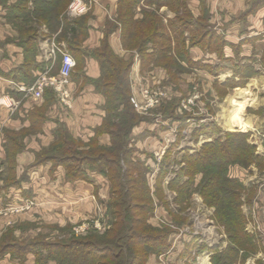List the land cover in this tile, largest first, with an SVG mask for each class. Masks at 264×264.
Segmentation results:
<instances>
[{
	"label": "trees",
	"instance_id": "trees-1",
	"mask_svg": "<svg viewBox=\"0 0 264 264\" xmlns=\"http://www.w3.org/2000/svg\"><path fill=\"white\" fill-rule=\"evenodd\" d=\"M71 1L17 0L8 5L6 1L0 0V5L6 10L5 20L17 32L14 41L22 48L24 55L23 63L13 71L14 78L25 83L32 82L29 70L36 66L39 41L54 38L57 43L64 42L73 54L76 60L73 73L75 78L81 76L86 54L98 61L100 77L88 81L95 85L105 99V116L95 131V137L83 144L87 149H81V141L72 138L65 130L48 149L42 153L36 152L33 164L50 162L52 169L62 165L69 179L89 181L88 170L103 174L110 185V197L106 203L107 215L110 217L108 228L103 233L73 235L66 241L45 242L32 249L34 264H147L150 256H159L170 248L173 230L165 225L152 226L148 223L154 209L153 194L162 190L163 173L160 170L156 174L157 183L152 194L147 174L151 172L152 166L145 158L132 157L135 146L130 143L131 132L143 117L135 112L129 100L128 74L131 61L120 59L106 41H102L98 49L89 53L81 49V41L88 36L89 15L67 17ZM138 1L119 0L117 21L123 46L140 53L143 67L149 63L161 65L169 71L170 77L167 79L172 81H175L172 68L180 71L185 69L181 62L195 64L217 74L222 68L220 64L209 66L194 63L188 54L189 47L198 46L216 52L221 60L225 58L222 49L227 42L209 26L207 11L194 18L186 0H145L146 4L156 8L167 6L175 10V17L168 18L165 23L156 11H150L144 12L143 18L135 19L133 8ZM28 3L32 6L29 7ZM263 3L264 0H255L253 7ZM261 62L264 65V51ZM233 67L234 73L240 74V79L235 81L229 78L224 84L215 80L213 84L218 90L243 86L253 73L249 65L243 66L238 62ZM191 89L189 86V91ZM182 95L186 96L182 93L180 98ZM177 104L173 100L172 105L175 107ZM170 113L167 112L172 115ZM183 114L179 118L180 124H184L191 116L187 112ZM36 119L41 122L43 117L39 115ZM210 128L219 134L220 129L216 123H209L201 124L194 136ZM102 133L108 134L109 145H99L96 137ZM6 137L4 164L10 179L9 182L6 180V185H17L14 184L13 172L17 165L16 155L23 149V145L12 132L6 131ZM179 138L178 134L166 151L165 158L169 157ZM183 162L184 167L180 168L176 179L167 183L169 189L177 191L174 197L176 214L170 213L172 221L182 223L183 220L179 221L177 214L188 207L186 199L190 195L186 194V189L190 182L194 183L198 178L195 188L203 204L213 208L212 219L223 229L228 239V245L222 249L209 248L210 264H245L247 258L262 246L258 236L246 230L248 221L242 209L243 204L251 199L252 191L238 177L231 176L229 170L232 166L247 168L252 163L264 166L255 147L248 141V133L226 131L192 152L188 148L184 152ZM180 176H187L188 179L182 182ZM199 238V235H192L190 243L193 244ZM190 243L186 244L184 254L189 253Z\"/></svg>",
	"mask_w": 264,
	"mask_h": 264
},
{
	"label": "crops",
	"instance_id": "crops-1",
	"mask_svg": "<svg viewBox=\"0 0 264 264\" xmlns=\"http://www.w3.org/2000/svg\"><path fill=\"white\" fill-rule=\"evenodd\" d=\"M82 1L85 2L86 9L80 15H89V30L88 36L80 43L81 49L89 53L92 50L98 49L102 41H106L115 55L120 59L131 61V68L128 74L130 95H134L138 100H142L141 90L144 88L161 92L162 96L167 95V91L165 90L166 85L162 83L164 79L170 77L169 71L165 67L153 63H149L143 67L140 53L135 49H128L123 46L120 25L117 21L119 0ZM254 3L255 0H186L188 10L194 18L199 17L204 11H207L209 26L217 34L222 35L223 39L227 42L222 49L225 58L221 60L216 52H211L208 48L189 47L188 54L192 62L209 66L220 64L222 68L214 75L207 69L198 67L195 64L189 65L181 62L185 68L183 71L175 68L171 69V72L175 73V81L171 83L174 86V88L171 87V96L177 93H180L179 96H181L182 91L178 92L176 89L181 76L189 78L188 84L194 82L191 79H201L197 83L200 82L201 84V93L207 94L209 93L211 78L212 81L217 80L219 84H224L229 78H234L237 81L240 79V74L234 73L235 67L233 66L238 62L243 66L249 65L253 73L247 78L245 84L251 80L250 87L248 89L244 88V84L243 86L233 87L231 90L229 87L226 89H229V94L232 93V90L236 89L240 90L243 88L246 90V94L242 99V104L244 105L242 120H246L247 123H244L242 129L235 130L248 133V141L255 147L256 154L264 162V137L262 136L264 134V65L261 62V55L264 51V3L253 7ZM1 10L4 11L0 5ZM150 11H156L165 23L168 18H173L176 15V11L167 6L156 8L154 5L146 4L145 0H139L133 8V18L141 19L144 12ZM1 17L5 20L4 13ZM42 29L45 30L44 28ZM185 35H187V32H185ZM16 37L17 32L15 28L10 23H3L1 21L0 173L2 175L8 173L7 169H4V166L1 168V165H5L6 131L14 133L19 141L24 142V148L16 155L17 165L15 170L17 176L14 184L18 185L11 187L16 190L12 194L14 198H11L10 202L20 199L21 194L18 191H25L29 186H33L36 189V184L40 183L48 182V185H42L44 188L50 187V185L61 184L62 187L57 186L56 191L58 192L56 195L54 194L55 199H57L55 200L57 207L62 209V212L59 209L58 216L65 218L67 214L63 211H66L74 219L82 218L83 212L81 210L83 206L87 203L91 204V196H97L98 186L96 185V181H92L90 177L89 181L69 179L66 177V171L62 165H58L52 169L50 162L37 165L33 163L35 153L43 150V148L48 149L59 139L62 134L61 132H65V130L72 138L84 143L95 137V131L101 125L105 116V99L102 93L88 79H98L100 77L99 63L94 57L86 54L80 73L81 76L75 78L73 76L74 69L70 74L69 82L65 87L68 97L62 98L59 92L60 87L56 83H46L43 86L41 96L34 98L26 92V88L33 85L38 79L45 78L47 80L50 76L58 77L62 59L60 50L69 53L73 58L74 56L66 48L64 42L57 43L54 38L41 39L38 44V52L35 56L36 66L29 70L33 81L25 83L13 77V71L24 60L22 48L14 41ZM171 84L169 83L170 86ZM189 94L188 102L192 101L195 95L194 87L188 92ZM233 94L228 96V101L224 102L223 106L217 103L218 113L213 120L221 127H225L224 123L231 108L229 98ZM225 96L226 94L223 95L221 100ZM159 107L160 103L158 102L145 112H139L135 107L134 110L140 116H145V113L153 112ZM39 115L43 117L41 122L36 119ZM200 115L197 119H194L193 115H191L185 120V125L180 124L185 129L182 131L178 143L183 141L189 128H194L191 127L193 124L194 126L196 124L197 126L199 124H209L210 120L207 114L205 115L204 112H201ZM172 121L173 123L168 125L160 118L158 113L151 116L150 119L143 117L140 123L133 128L131 137L137 142H142L145 138L143 142L146 141L145 143H150L151 145L148 148H144L149 149L148 151L152 153L154 158L159 157L163 149L166 148V144L175 141L178 136V133L173 129L179 128V122L176 119ZM155 126H157L156 128L159 127V130ZM96 138L102 144H109L110 142L109 136L106 133H102ZM190 138L194 142H201L203 144L210 139V132L206 129L205 131H201L196 137L191 132ZM152 143H155V145ZM144 148L141 149L146 150ZM188 148L192 152V148L190 146ZM196 149L197 146L194 147L193 151ZM147 163L149 164L148 161ZM151 166V172H154L156 164ZM38 172H41V179L39 183H36V176L34 175H38ZM30 173H32V177H29ZM229 174L238 177L243 185L252 191L251 199L242 206L248 221L246 226L248 230H246H252L254 224L257 222V227L264 231V166L259 167L254 163L250 164L247 168L232 166ZM19 176L22 177L18 178ZM2 181L1 178L0 184H2ZM87 186H92L93 195H89L86 190ZM0 190H3L1 186ZM196 194L191 196L190 202L192 203L195 200L200 207L207 210L211 217L213 208L206 207L199 194ZM0 205L2 206L1 201ZM89 206L91 207L92 205ZM209 221L211 222L212 220L209 219ZM262 230L260 232L264 234ZM196 235H199V241L203 239L202 233H197ZM179 237V235L175 236L176 240L174 244ZM258 238L262 246L264 236L261 238L258 234ZM210 247L222 249L225 245L220 246L218 243H213ZM206 252L208 255L211 254L210 250ZM258 256H264V245L258 252L251 255L250 259L254 258L255 260ZM257 260L259 261V259ZM208 264H210V257Z\"/></svg>",
	"mask_w": 264,
	"mask_h": 264
},
{
	"label": "rangeland",
	"instance_id": "rangeland-1",
	"mask_svg": "<svg viewBox=\"0 0 264 264\" xmlns=\"http://www.w3.org/2000/svg\"><path fill=\"white\" fill-rule=\"evenodd\" d=\"M3 1H6L8 5H10L15 3L17 0ZM28 6H32L31 3H28ZM5 12V9L4 11H0V22L2 21L3 23H7L1 17ZM79 15L80 14L71 15L69 9L67 8V17L73 18ZM164 80H166V83ZM164 80L163 83H165L164 85H166L165 90L167 91V95L162 96L161 101L159 100L160 107L157 110L155 109L153 112L145 113V116L141 117L150 119L151 116L158 113L160 115V118L163 119L168 125L173 123L172 120L177 119L176 121L179 122V128H174L173 130L176 131L180 136L182 135V131L185 129L184 126H180L181 121L179 120V118L181 114L184 115L183 113L185 112L189 114L191 113L194 119H197L195 118V116L200 117L201 112H204L205 115L207 114V116L209 117V123H216V125L220 129V132L218 134V132L213 131L210 128V139L208 141L213 139V137L222 135L226 131H236L235 129L232 130L221 127L219 124H217L216 121L213 120V118L216 117V114L218 113L217 103L223 106L224 102L228 101V96L233 94V92L236 90H232V93L230 94L228 92L229 89L218 90L217 86L213 84L214 81H212L211 78L209 93L202 94L200 82H198L199 84H197V81H201V79H191L194 80V82H190V84H188L189 82L187 81L189 80V78L181 76L176 89L178 92L181 90L182 93L186 94V96L182 95V98L184 97L183 101V99L179 96L180 93H177V95L173 94L172 91L173 95L171 96V89L174 88V86L173 84H171L170 86L168 81L172 80ZM250 83L251 80H249L244 85V88L248 89L250 87ZM193 85L195 95L192 101L188 102L187 99L188 96H190V94L188 95L189 86L193 87ZM229 88L231 90V87ZM223 93H225L226 96L221 100V98H223ZM131 96L133 95H130L129 100ZM173 100L178 103L175 107L172 105ZM162 106H164L165 108ZM132 107L134 109L133 105ZM167 112H171L170 114L172 115L167 114ZM200 125L201 124L197 126L196 124L194 126L193 124L191 127L194 128L188 127L189 129L186 131L188 133L185 132V138H183V141H181V143H178L179 145L175 144L173 146L168 158H165V154L167 153L166 151L168 150L172 142L167 143L166 148L163 149L161 155L154 158L152 153H148L149 149L147 150L146 148H144H148L151 145L150 143H145L146 141L143 142L145 138L142 140V142H137L134 141V139H132L131 137L130 143L135 146V151L132 157L145 158L149 162V165L154 166V164H156V166L154 167V172L147 173L148 183L151 188L152 194L153 189L156 188V174H158L160 170L162 171L161 173H163V181L161 184L162 190H159L158 193L156 192L155 194H153L152 200L154 203V209L151 216L148 218V223L152 226L165 225L171 227V229L173 230V233L171 235L170 248L164 254H161L159 256H150L147 264H208L210 255H208L206 251L209 250L210 245L212 246L213 243H218L220 246L228 245V239L223 229L214 222V220L212 219V215L210 217V214L207 212V210L200 207L195 200V202H190L191 196L198 193L195 188L196 182L199 180L198 178L195 179L194 183L190 182V186L187 185L188 187L186 189V194L190 195L188 197V200L186 199L188 207L185 211L179 212V214H177L179 216V221L183 220L182 223L172 221V215H170V213L176 214L175 209L177 206L174 197L176 196L177 191L174 189H169L167 187V183L170 180L176 179L180 168L184 167V152L188 150V146H190L193 151L194 147L197 146L198 148L202 144L201 142L192 141L191 138L189 139L191 132L194 133L195 130L200 127ZM156 127L157 126H155V128ZM156 129L159 130V127ZM80 143H82V146L80 147L81 149L88 148L86 147V145H83V141H81ZM152 144L155 145V143ZM22 145L24 148V142H22ZM99 145L106 146L109 144L99 143ZM140 147L146 150H142ZM44 149L45 148H43V150ZM43 150H39L37 153H42ZM2 166H4V169H7L5 165H1V168ZM38 173V175H34L36 176V183H39L41 179V172ZM88 173V176L92 179V181H96V185L98 186V197H92V186H87L86 190L91 196V204L86 202L87 204L83 206L81 210L83 212V217L80 216L82 218L76 219L70 217L69 213L66 211H63L65 212V214H67L65 218L58 216L59 209L61 208L57 207V203L55 201L57 199H55L54 196L58 192L56 191L57 186L62 187L61 184H56L55 186L50 185V187H45L46 190L44 187H42V185H48V182L36 184V189L33 186H29V188L25 191H18L21 194L20 199L10 202V199L14 198V195L12 196V194H14L16 190L12 189L11 187L16 186L6 185V180L8 182L10 181L8 173L5 175H2L0 173V180L1 178L3 180L2 184H0V186L3 188V190H0V201L2 203V206L0 205V264H34L35 255L33 254L32 249L44 245L45 242L66 241L73 237V235L82 236L95 232L103 233L104 230L108 228V221L110 217L107 215L106 203H108L107 201L110 197V185L105 176L98 171L95 170V172H93L91 170H88ZM13 175L15 177L14 180H16V170L13 172ZM20 177L22 176H19L18 178ZM29 177H32V173H30ZM182 177L183 176H180L179 178L182 182L188 179L187 176H184L183 178ZM83 185L85 186V184ZM246 194H248V190ZM89 205L92 206L90 207ZM209 219H211L212 221L210 222ZM197 233H202L203 239L199 241V238L197 241L191 244V235ZM253 233L258 236L257 231H254ZM177 235H179L180 237L174 244V241L176 240L175 236ZM259 236L262 238L264 234H259ZM187 243H190L189 253L184 254ZM203 256H207L208 258ZM253 261L254 258L250 259L249 256L245 264H254ZM255 262V264H261L260 260L258 261L256 259Z\"/></svg>",
	"mask_w": 264,
	"mask_h": 264
},
{
	"label": "built area",
	"instance_id": "built-area-1",
	"mask_svg": "<svg viewBox=\"0 0 264 264\" xmlns=\"http://www.w3.org/2000/svg\"><path fill=\"white\" fill-rule=\"evenodd\" d=\"M68 9L71 15L80 14L83 11H85L86 5L85 2L82 0H72V2L68 6ZM60 52L62 55V59H61L58 77L50 76L49 78H47V80L45 78L38 79L33 85L27 87L26 92L30 94L32 97L39 98L42 94L43 86L46 83H51V84L56 83V85L60 87L59 92L62 98L68 97V92L66 91L65 87L68 84L70 74L75 67V60L69 53L64 52L62 50H60ZM141 95L143 97L142 100H138L137 97L134 95L131 96L130 98L131 103L133 104L135 109L139 112H145L151 106L158 103L159 100L162 98L161 92L151 91L147 88L141 90ZM262 136L264 137V134ZM257 226L258 225L256 222L252 230H250L249 232L257 231L258 234L263 235V233L259 232L260 228H258ZM256 259H259L261 261V264H264V256H258V258ZM255 260L253 261L254 264L256 263Z\"/></svg>",
	"mask_w": 264,
	"mask_h": 264
},
{
	"label": "bare ground",
	"instance_id": "bare-ground-1",
	"mask_svg": "<svg viewBox=\"0 0 264 264\" xmlns=\"http://www.w3.org/2000/svg\"><path fill=\"white\" fill-rule=\"evenodd\" d=\"M246 94L245 89H236L234 94L229 98L231 101V108L229 109V115L225 120V127L227 129H242L244 127V123H247L246 120L243 121V107L242 99Z\"/></svg>",
	"mask_w": 264,
	"mask_h": 264
}]
</instances>
